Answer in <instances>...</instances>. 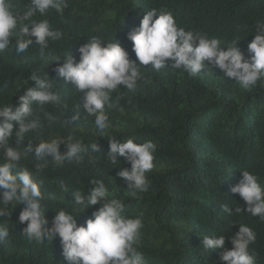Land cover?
I'll use <instances>...</instances> for the list:
<instances>
[{
	"label": "trees",
	"instance_id": "1",
	"mask_svg": "<svg viewBox=\"0 0 264 264\" xmlns=\"http://www.w3.org/2000/svg\"><path fill=\"white\" fill-rule=\"evenodd\" d=\"M11 2L18 10H26L30 5V0ZM67 3L63 14L50 8L32 18L37 22L47 20L52 29L63 34L61 39L49 41L43 57L37 44L18 53L15 38L0 53V108L7 105L14 111L25 89L35 87L30 75L47 71L53 90L66 105H44L43 111L56 116V121L42 115L41 129L25 134L21 146L29 141L35 145L41 140L72 136L82 139L88 148L80 154L79 162L65 160L57 165L50 156L46 157L47 166L41 171H37L36 165L43 161H37L34 153L22 158L21 165L42 182V205L49 226L61 209L77 216L78 225L94 218L93 212L100 205L85 210L84 206L74 204L73 192L83 191L87 195L94 187L90 180L100 179L112 196L124 201L125 216L141 218L143 228L136 247L143 253L145 264H224L220 260L223 249L207 251L203 239L225 235V248L231 250V237L239 230V224L257 233L250 248L258 253L257 264H264V220L246 211L229 216L221 208L224 203L232 208H246L242 198L230 191L242 178V171L257 175L264 185V82L245 90L219 68L208 69L211 66L207 61L206 69L196 77L170 66L158 72L151 65L142 66L144 80L138 81L135 90L121 85L112 93L113 100L118 102L112 108L106 107L111 127L101 135L95 128L94 116L82 107L80 118L71 120L83 93L77 92L71 83L66 84L55 71L71 51L79 62L78 48L93 36L106 42L118 41L130 59L136 60L128 33L140 25L143 15L151 9L170 12L178 27L217 38L223 47L239 40L237 46L248 59L247 46L256 34L257 24H264V0ZM54 58L60 60L53 62ZM32 107L39 108L35 103ZM13 123L18 128V123ZM113 137L120 142L132 139L140 144L150 140L156 145L154 167L146 174L150 182L148 191L138 192L135 197L128 194L127 184L117 173L121 167L130 169V162L120 156L116 163L107 158L108 141ZM95 143L98 152L91 150ZM10 146H17L15 137ZM60 151H66L64 143ZM3 162L0 150V163ZM61 184L67 187L66 192ZM0 207L10 214L0 217V225L9 227V237L0 244V264H67L58 237L53 242H40L23 234L27 222H18L23 203Z\"/></svg>",
	"mask_w": 264,
	"mask_h": 264
},
{
	"label": "clouds",
	"instance_id": "2",
	"mask_svg": "<svg viewBox=\"0 0 264 264\" xmlns=\"http://www.w3.org/2000/svg\"><path fill=\"white\" fill-rule=\"evenodd\" d=\"M67 7V0H30L26 10H18L11 0H0V53L8 49L13 43L12 38H15L18 53L37 44L43 57L49 41L59 40L63 34L52 29L47 20L37 22L32 18L37 12L43 15L50 8L63 14ZM128 39L133 42L136 60L130 59L118 41L106 42L99 36H93L78 48L81 54L79 62L71 51L62 65L55 68L66 84L71 83L77 92L83 93L71 120L80 118L82 107L85 113L94 116L95 128L101 135L111 127L106 107L112 108L118 102L113 100L112 93L121 85L135 90L138 81L144 80L140 71L142 66L151 65L157 72L170 66L182 69L189 77H196L206 69L207 61L211 66L208 69L219 68L245 90L264 82V24H257L256 34L247 46L248 59L237 46L239 40L223 47L219 39L186 31L177 26L170 12H158L156 9L143 15L140 25L128 33ZM59 60L54 58L53 62ZM29 80L35 82V87L25 89L14 111L7 105L0 108V150L4 159L0 163V204L23 203L25 207L18 217L20 224L27 222L23 234L40 242H53L58 237L67 264H145L143 253L136 247L141 237L142 220L139 216L130 218L123 214L124 201L112 196L103 180H90L94 187H90L87 195L83 191L73 192L74 204L84 206L85 210L100 205L93 212L94 218L78 225L77 216L61 209L49 226L42 205V182L36 180L20 162L23 157L34 153L37 161H43L36 165L37 171H41L47 166L46 157L50 156L57 165L65 160L79 162L82 159L80 154L87 152L88 148L82 139H73L72 136L41 140L35 145L29 141L26 146H21L25 134L41 129L42 115L51 122L56 121V116L43 111L44 105L66 107L53 90L48 71L33 72ZM34 103L39 106L38 110L32 107ZM13 122L18 123V128H14ZM13 137L17 144L15 148L10 146ZM62 143L66 146L63 153L60 151ZM108 143L110 151L107 158L116 163L117 156H120L130 162V169L121 167L117 173L127 184L128 194L135 197L138 192L148 191L150 182L146 174L154 167L156 145L150 140L140 144L132 139L120 142L114 137ZM91 150L98 152V144H92ZM241 176L230 191L242 198L246 208H232L227 203L221 204V208L229 216L246 211L264 220V185L259 183L257 175L247 170L242 171ZM61 187L67 191L65 185L61 184ZM5 216L10 217L9 212L0 207V217ZM8 237L9 227L0 225V244ZM225 239V235L205 236L204 249H223L220 260L224 264H257L258 253L250 248L256 242L257 233L251 227L239 224V230L231 237V250L225 248Z\"/></svg>",
	"mask_w": 264,
	"mask_h": 264
}]
</instances>
